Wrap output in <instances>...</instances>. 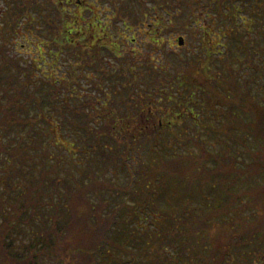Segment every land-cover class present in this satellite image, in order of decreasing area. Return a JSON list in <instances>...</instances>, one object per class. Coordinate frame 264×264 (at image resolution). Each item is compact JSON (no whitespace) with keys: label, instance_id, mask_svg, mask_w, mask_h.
<instances>
[{"label":"trees","instance_id":"obj_1","mask_svg":"<svg viewBox=\"0 0 264 264\" xmlns=\"http://www.w3.org/2000/svg\"><path fill=\"white\" fill-rule=\"evenodd\" d=\"M243 1L240 5L235 0H210L207 4L218 13V27L230 33L225 51L222 49L226 57L221 61L202 44L199 50L185 53L187 57L182 62L177 60L160 70L144 64L123 66L120 75L123 95L119 105L123 110L120 115L106 104L105 107L102 105L104 109L92 105L96 109L90 112L86 99L76 106L70 104L80 96L73 92L75 69L69 64L70 67L62 71L58 64L59 53L70 44L65 42L64 25H57V18L49 13L51 7L58 10L56 0L7 1L14 13L9 12L5 26L17 34L19 26L27 24L24 28L28 33L24 37L35 27L36 18L29 12L47 9L42 20L49 35L38 45V56L41 57L36 56L31 64L39 69L50 68V71L41 72L45 82L42 90H25L20 85L11 94L12 104L0 99V264H42L46 258L51 264H68L59 253L66 234L72 240L68 253L73 259L71 264H186L185 260L216 264L209 254L228 249L218 248L213 239L205 237L208 225L204 220L208 210L200 208L196 212L197 205L190 204L189 199L194 200L195 191L201 195L203 186L209 187V194L198 199L211 210L209 213L217 216L221 206L216 203L229 195L219 188L231 190L224 184L221 187L218 183L207 184L204 179L207 181L217 172L211 168L205 170L203 163H196V169L200 164L202 171L186 173L184 161L191 160L193 154L177 151L186 144L201 145L197 142L201 132L199 125L216 135V132L228 131L235 122L237 127L244 126L247 121L251 123L250 118L243 121V116L249 111L257 113L256 107H262L263 103L261 106L256 104L258 101L253 93L247 92L246 78L241 83L237 76L242 69L252 66L257 68L254 73H264V0ZM135 3L142 8L138 1ZM191 4L189 1L185 6ZM160 6L163 9L169 7L172 13L178 7L182 9V0H168ZM96 11H99L98 7ZM128 11L131 13L133 9L129 8L127 14ZM58 14L59 19L65 18V13L61 16L59 11ZM192 18L195 19L193 24L190 19L184 27L210 28L202 22L203 18ZM122 19L133 21L128 15H123ZM155 26H163V20ZM56 31L64 34L59 36V42L53 39ZM35 40L29 36L24 41L31 44ZM40 47L46 51H41ZM45 52L48 58L44 56ZM236 52L242 56L237 57ZM235 58L241 69L239 73L235 72ZM16 59L11 61L10 67L23 73L26 82H31L29 68ZM10 67L4 69L10 71ZM140 67L156 72L157 81L144 80V76L138 75ZM169 67L171 70L167 71ZM12 75L13 72L6 71L4 78L11 79ZM2 79L0 74V87L4 85ZM13 85L17 86L14 82ZM260 85L263 90V83ZM4 89L8 94V84ZM110 90L113 91V85ZM22 94L20 100L18 95ZM260 98L264 101V95ZM106 100L105 103L110 101L109 98ZM31 108L35 111L28 113ZM235 109L240 112L237 115L241 119L237 121L232 118ZM98 116L97 119L104 120L99 129L90 124ZM187 118L192 125L187 123ZM140 125L152 127L144 129L139 128ZM70 126L75 128L77 141L72 146L78 147L76 153L69 147L67 127ZM46 141L56 149H63L41 156L38 146L42 147ZM179 145L181 147H177ZM44 148L48 149V146ZM64 152L74 153V160L77 156L86 158L87 168L83 174L87 178H93L95 174L91 167L100 164L110 168L109 173L114 179L102 173L103 178L96 182L92 179V186L84 185L71 171L74 185H68L58 169L52 175L51 169L44 168V157L53 156L57 165L61 159H67ZM200 154L197 153L199 158L204 155ZM40 163L43 164L38 170ZM95 168L99 169L98 166ZM92 188H97V201L90 199L87 206L76 203L72 214V205L79 194ZM7 192L5 200L2 193ZM105 193L114 194V199L110 200ZM101 194L106 198L98 200ZM87 219L99 221L97 232L90 231ZM84 220H87L89 230L74 228L76 221L82 223ZM246 239V264H264V224L258 223ZM76 254L80 256L78 262Z\"/></svg>","mask_w":264,"mask_h":264},{"label":"rangeland","instance_id":"obj_2","mask_svg":"<svg viewBox=\"0 0 264 264\" xmlns=\"http://www.w3.org/2000/svg\"><path fill=\"white\" fill-rule=\"evenodd\" d=\"M8 0H0V74L3 76L4 85L3 87H0V99L2 101L8 100V103L12 104L14 102V99H10L11 94L13 93V90H18L19 86L22 85V88L25 90H32V89H38L42 90V86H44V76L41 73L42 71H46L47 73L50 71V68L47 69H39L33 64H31L32 59L36 58V47L35 43L39 42L41 39H45L49 33L45 29L44 22L42 20V15L47 13V9L45 8V12H37L39 9H32L30 14L33 13V17L36 18L35 20V27H33V30L28 34L32 40V38H36V41L33 43L31 41V44L25 43L24 40L29 39V36L24 37L25 34H27L28 30L25 29L26 25L23 27V25H20L21 27L17 34H13L11 31V28L5 26V22L7 20V16L10 12L14 13V10L10 7L11 4H7ZM87 0H85L86 2ZM187 2H192V4L189 7L183 6L182 1V9L181 7H178L173 10L169 11V20L166 19V14L163 15V27L169 26V29H171L170 35L176 36L177 34H181L186 36L187 44L183 48H177L172 45L171 48L168 47L167 43L163 44L162 49L154 50L150 48H145V45L143 43L142 46H134L133 44L126 42V47L130 50L132 48L135 49L137 58H142L145 54V59L154 63L156 66V69L160 70L162 66L158 65V63L161 62L163 64H170L178 62H182L183 59L187 57V55L184 53L185 49L189 46H191L190 43H192L191 38L193 37L192 30L197 29L198 27L195 26V28H187L184 27V23L186 21L192 19L191 24H193V15L196 13L201 14L203 17V23L207 24L210 28L213 30V35L210 37H213L212 42V48L209 47V53H214V57L221 61L223 58L226 57L225 54V47L227 40H229V34L227 31L220 29L218 27V24L220 21L218 20V13L215 10H211L209 7H207V4L210 0H186ZM22 2V0H21ZM101 4L105 8L102 7V5L99 6V11H107L115 9H121V11H116L117 13H120L123 15H128L129 18H131L133 21H130L128 19V25H132L134 22H139L138 24L142 27H147V25L152 21L151 15L149 16H143L142 15V9L141 7L136 4L134 1H127V0H112L111 2H107V0H101ZM129 2H132L131 4ZM236 4H242L244 2L243 0H235ZM162 4V3H161ZM115 5V6H114ZM157 5V10H159V4ZM148 11L150 10L154 11L155 7L154 4L151 5L150 3L147 5ZM154 7V9H153ZM109 8V9H108ZM129 8H132L133 11L129 14H127V10ZM167 8V7H165ZM93 10H97L96 5H92ZM127 9V10H126ZM156 10V11H157ZM59 10H55L51 7L49 13L53 18H57L56 15L58 14ZM87 12V10H85ZM59 16V15H58ZM207 17V18H206ZM205 18V19H204ZM213 20H212V19ZM10 19V18H9ZM23 22V19L20 20ZM25 22V21H24ZM197 23V20L195 21ZM24 24V23H23ZM168 24V25H167ZM215 24V25H214ZM118 25V24H116ZM195 25V24H194ZM121 27V25H119ZM165 29V28H164ZM27 30V31H26ZM166 34L167 33H163ZM211 34V33H210ZM217 34V35H216ZM136 36V35H135ZM148 35L146 34H139L136 39H144ZM168 37V36H167ZM171 39V37H170ZM176 40L172 41L171 44L175 45ZM197 43V46L200 44V41H195L192 44ZM202 43V42H201ZM189 44V45H188ZM144 45V46H143ZM30 46L32 49H30ZM147 47V45H146ZM190 48V47H189ZM204 49V48H203ZM224 51H223V50ZM42 51H46L45 48H41ZM193 50V48H192ZM174 51V52H172ZM194 51V50H193ZM171 53V55L169 54ZM207 53V54H209ZM237 57H241L242 53L236 52ZM164 55H167L166 57ZM206 55V54H205ZM45 57L48 58V55ZM234 56V55H231ZM20 57L24 58L19 59ZM41 57V56H37ZM127 57V56H126ZM17 58L16 60L23 64L25 63L26 69L30 72V78L32 79L31 82L27 81L26 78L21 72H15L10 66L11 61ZM38 59V58H37ZM75 60L74 56V50L71 48H66L63 51L59 53L58 56V64L61 66L60 70L64 71L67 66L70 63H73ZM216 60V62H218ZM38 61H40L38 59ZM43 61V60H41ZM106 62H110V64L115 63L113 58H104L103 62L104 64H107ZM137 62V59L134 61ZM235 72H238L241 70L238 68V59L235 58L233 61ZM46 65V64H45ZM71 65V64H70ZM165 65V66H166ZM38 66H42L39 64ZM72 66V65H71ZM137 66V65H136ZM5 67H10V71L13 72V75L11 79L4 78V75L6 74V71L10 72L9 70H5ZM253 67V66H252ZM244 68L240 71L239 75L237 76V80L241 83H243V78H246V87L247 92L253 93L255 96L254 98L258 101L256 104H264V101L260 98L262 95H264V73L263 75H259L257 71V68ZM121 71V69H117ZM149 70V71H148ZM171 70L169 67L167 71ZM136 71V70H135ZM76 77H74L75 82H72V85L74 86L73 92L79 93L80 99L71 100V105L76 106L79 105L84 99H86L88 104H91V106H88V110L90 112H94L96 108H92V105L105 103L107 98L110 99L108 103H106L109 107H112L113 111L115 110L118 115L121 114L122 110L119 105H121V97L123 95L122 89L120 87V83H110L108 82V79L110 78H103L102 84L92 83L90 80H93L94 73L92 71L86 70L83 66H77L76 67ZM138 75L144 76V80H148L149 82H156V72H153L151 68H142L140 67L138 70ZM113 79V78H112ZM78 81V82H77ZM13 82L15 85H13ZM263 83V90L262 85ZM8 84V94L4 92V87ZM102 85V91L100 90V86ZM113 85V91L110 90V87ZM261 86V87H260ZM7 88V87H6ZM27 92V91H25ZM19 93V92H17ZM24 94V93H23ZM22 95H18L20 97V100L23 98ZM71 95H75L71 93ZM16 98V97H15ZM261 99V100H260ZM16 100V99H15ZM260 101V103H259ZM262 104V107H263ZM227 105H217V107L226 108ZM102 107V106H101ZM99 107V108H101ZM262 107H256L257 113L254 114L250 111L243 116V121H247L249 118L252 120L251 123L247 121V123H244V126H232L228 129V131L225 129V132H216V135L214 132L210 130H205L201 125L198 126V129L201 130L199 134V139L197 140L198 143H201L200 146L197 145H190L186 144V147L181 150H178L177 152H192L193 156L191 160L185 159L184 161V171L186 173H197V170L202 171L199 168V165L203 163L204 167L207 170L208 168H211L212 171H216L217 174L213 175L212 177H208L207 181L204 179V181L207 184H214L218 183V185L221 187L223 186L227 187L231 191L226 190L225 188H219L220 190H223L224 192H227L229 195L227 197L221 198V201L216 203L217 206H221L219 209V212L217 216L215 214L212 215L209 213L211 211L207 206H204L202 202H199V199H201V195H205L206 193L209 194L208 188L206 186H203L201 189V195L197 194V191H195L193 194L195 196L194 200L189 199L190 204L197 205L195 207V211L198 212L200 208L207 209L208 212L205 214V222L207 223L208 231H205L206 235L205 237H210L215 241V244L218 248H227L228 250L222 251V253H212L209 256H212V260L216 262V264H246L247 256H246V245L247 244V235L253 231V228L259 223L264 224V108ZM87 109V108H86ZM258 109L260 112H258ZM35 111V108H31L30 112L32 113ZM111 111V110H109ZM170 113V112H169ZM236 109L234 111L235 115H232V118L234 121H237L240 118L239 114ZM249 115V116H248ZM96 117L95 119L91 120L90 124L93 125L95 128H100V126L103 124L104 120L102 118ZM187 123L192 125L193 123L187 118ZM219 123V122H217ZM40 125H36L38 127ZM240 128L242 130H240ZM67 135L69 138L70 145L69 147L75 150V153L78 151V147L72 146V143L77 141L75 128L74 127H67ZM44 146H48V149L44 148ZM181 147V145L177 146ZM176 147V148H177ZM62 148V147H61ZM61 148L56 149L51 144H48V141L45 142V145L38 146V151L41 153V156L47 155L51 153L53 150V153H57L55 151L61 150ZM63 149V148H62ZM80 149V148H79ZM166 150V149H164ZM163 150V151H164ZM42 151V152H41ZM47 151V153H46ZM62 152V151H61ZM203 153L204 155L199 158L198 155ZM63 153V152H62ZM61 153V154H62ZM66 156V160H62L57 165H55V160L53 156L44 157L45 166L48 168V170L51 169L52 175H54V172L56 173V170L61 172L64 178L67 179L68 185H74L73 180L70 176V172L72 171L74 173V176L77 177L78 182L82 180L84 185L91 184L94 180L96 182L97 179L103 178L104 175L102 173H105L106 176H110L111 179H114V175L109 173L111 170L110 168L106 167L104 168L102 165H94L91 168L94 170L95 174L93 178H87L86 174H83V170L86 169L87 163H85V157H79L77 156L76 160H74L73 157L76 155H73L74 153H68L64 152ZM198 153V155H197ZM210 155V156H209ZM39 158V157H38ZM134 159H138L137 157ZM41 160V159H40ZM76 162V165H75ZM200 162L198 165V169H196V163ZM192 163V165H190ZM43 163H40L39 167H37L38 170L41 169L40 166H42ZM74 164V165H73ZM99 167V169H96L95 167ZM183 166V165H182ZM33 167V166H32ZM78 167V168H77ZM43 168V169H44ZM34 169V167H33ZM81 170V172H79ZM200 176H202V173H199ZM122 176V174H120ZM76 180V179H75ZM221 180V181H220ZM77 184V183H76ZM95 184V183H94ZM23 187L20 186V190H22ZM217 189V190H219ZM2 191V187L0 188V193ZM218 192V191H214ZM221 192V191H220ZM219 192V193H220ZM7 193H2L5 200L7 199ZM97 188L87 189V191H84L83 193L79 194V197L76 199L74 204L72 205L71 213L73 214V211H75V205L77 203L80 205H86V203L91 199L92 201H97ZM218 193V194H219ZM217 194V195H218ZM216 195V196H217ZM105 196L109 198L110 200L114 199V194L105 193ZM102 194L98 196V200H101L102 198H106ZM215 196V197H216ZM1 197V196H0ZM127 199V198H126ZM196 199V201H195ZM80 201V202H78ZM91 204V201L89 202ZM4 211H7L4 209ZM159 213V212H155ZM90 225V231L97 232L99 229V221L94 220L89 221L87 219ZM87 220L83 221L82 223H74V228H82L86 231L89 230ZM258 222V223H256ZM206 239V238H205ZM71 237L70 235L66 234V236L62 240L63 247L60 252L61 258L68 260V264L72 263V256H68V253L70 252L71 247ZM17 246V245H16ZM19 247V246H17ZM74 256V254H72ZM46 258V257H44ZM80 256L76 254L75 260L78 262L80 259ZM49 258H46V260L42 261V264H51L52 262H48ZM211 261V260H210ZM186 264H198V261L191 260L187 261L185 260ZM53 264H57V262H54Z\"/></svg>","mask_w":264,"mask_h":264},{"label":"flooded vegetation","instance_id":"obj_3","mask_svg":"<svg viewBox=\"0 0 264 264\" xmlns=\"http://www.w3.org/2000/svg\"><path fill=\"white\" fill-rule=\"evenodd\" d=\"M100 1L101 0H87L86 2L85 0H56L58 3L57 9L60 11L61 16L62 13H65V18L59 19V14H57V19L55 22L57 25H64L63 32H65V42L69 43L71 49L74 50L75 60L73 63H70L72 65L70 66L76 70V67L79 64H81V66L83 64L86 70L92 71L94 73L93 80H90L92 83L102 84V81L104 80L103 78L106 79L107 77L111 79L110 81L112 84L120 83V75L122 70L119 71L117 69H122L123 66H128V64H144L155 67L154 63L145 59V54L142 58L138 59L135 49L132 48L129 50L125 45L126 42H129L134 46H142L141 43H143L145 48H150V50L154 48V50L162 49L164 43H167L169 48H171L172 45L177 48H183L187 44L186 36L181 34L171 36V29H169V26H155L159 20L163 19V15L166 14V19L168 20L169 15H172L169 13V7L163 9L161 6H159V10H157L158 8L156 4L166 3L168 0H127L134 2L138 1L139 4L143 5L142 11L148 7L147 5L149 3L151 5L154 4V11L150 10V12H142L143 16L151 15L152 17V21L147 25V27H142V24H138L139 22H134L132 25H128V21L123 20L122 14L117 13L116 11L93 10L92 5H102ZM111 1L112 0H107V2ZM85 10H87V12H85ZM69 15L71 16L68 18ZM200 16L201 14L199 13L195 14V17ZM73 20L76 23H72L71 21ZM119 25H121V27ZM161 32L167 33L166 36ZM192 32L194 33L192 34L193 37L191 38V41L193 39L192 43L195 41H200V44L197 46V43H190V48L187 47L185 51L190 52L193 50H199L202 44H204L206 47L212 48V42L214 39L213 37H210L213 35L212 28H198L192 30ZM140 33L146 34L148 36L143 40H138L136 38ZM59 36H64V34L58 33L56 31L54 33L53 39L59 42V39L61 38ZM179 36L183 37L180 39L182 40V43L180 45L178 43H175V45L171 44V42L174 40L177 42V37ZM164 56L166 57L167 55ZM104 58H113L115 63L110 64V62H106L107 64H104L102 63ZM136 59L137 62L135 63L134 61ZM158 65L165 67L166 64H163L161 60ZM74 77L76 76L74 75ZM104 104L106 103L96 105L104 106ZM90 105L91 104H88V106ZM103 106L102 108L104 109L105 106ZM132 125L133 127L136 126L134 124ZM159 125L162 126L161 123H159ZM151 127L152 126L145 125L144 127L141 126L139 128L150 129Z\"/></svg>","mask_w":264,"mask_h":264},{"label":"water","instance_id":"obj_4","mask_svg":"<svg viewBox=\"0 0 264 264\" xmlns=\"http://www.w3.org/2000/svg\"><path fill=\"white\" fill-rule=\"evenodd\" d=\"M178 43H179V44H181V43H182V41L180 40V38H179V41H178Z\"/></svg>","mask_w":264,"mask_h":264}]
</instances>
